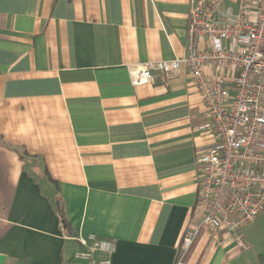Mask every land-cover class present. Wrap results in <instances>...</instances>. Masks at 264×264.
<instances>
[{
	"label": "crops",
	"instance_id": "crops-1",
	"mask_svg": "<svg viewBox=\"0 0 264 264\" xmlns=\"http://www.w3.org/2000/svg\"><path fill=\"white\" fill-rule=\"evenodd\" d=\"M189 9L0 0L1 264H90L75 239L90 233L116 241L112 264H175L196 229L189 263L264 264V210L246 247L201 225L196 153L212 138L189 72L131 81V64L185 56Z\"/></svg>",
	"mask_w": 264,
	"mask_h": 264
},
{
	"label": "built area",
	"instance_id": "built-area-1",
	"mask_svg": "<svg viewBox=\"0 0 264 264\" xmlns=\"http://www.w3.org/2000/svg\"><path fill=\"white\" fill-rule=\"evenodd\" d=\"M225 1L189 0L185 56L129 69L134 85L189 72L206 110L200 128L212 138L196 153L201 225L231 232L246 247L240 230L264 210V0ZM197 232L184 233L175 264H191L185 255ZM75 239L84 246L77 257L112 264L115 240L94 233Z\"/></svg>",
	"mask_w": 264,
	"mask_h": 264
},
{
	"label": "water",
	"instance_id": "water-1",
	"mask_svg": "<svg viewBox=\"0 0 264 264\" xmlns=\"http://www.w3.org/2000/svg\"><path fill=\"white\" fill-rule=\"evenodd\" d=\"M2 261H3V258L0 257V264L2 263Z\"/></svg>",
	"mask_w": 264,
	"mask_h": 264
},
{
	"label": "trees",
	"instance_id": "trees-1",
	"mask_svg": "<svg viewBox=\"0 0 264 264\" xmlns=\"http://www.w3.org/2000/svg\"><path fill=\"white\" fill-rule=\"evenodd\" d=\"M63 220H64V218H63Z\"/></svg>",
	"mask_w": 264,
	"mask_h": 264
}]
</instances>
